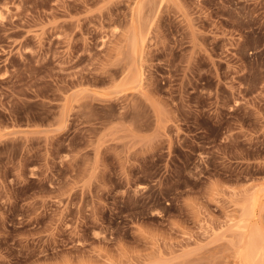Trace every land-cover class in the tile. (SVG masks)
Instances as JSON below:
<instances>
[{
  "label": "rangeland",
  "instance_id": "obj_1",
  "mask_svg": "<svg viewBox=\"0 0 264 264\" xmlns=\"http://www.w3.org/2000/svg\"><path fill=\"white\" fill-rule=\"evenodd\" d=\"M0 264H264V0H0Z\"/></svg>",
  "mask_w": 264,
  "mask_h": 264
}]
</instances>
